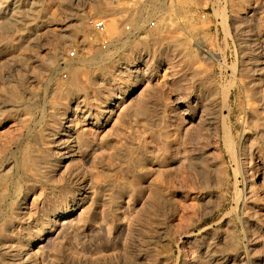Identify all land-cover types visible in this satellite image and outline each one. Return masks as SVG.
Listing matches in <instances>:
<instances>
[{
	"label": "rangeland",
	"instance_id": "obj_1",
	"mask_svg": "<svg viewBox=\"0 0 264 264\" xmlns=\"http://www.w3.org/2000/svg\"><path fill=\"white\" fill-rule=\"evenodd\" d=\"M175 1L0 0V264H264V0Z\"/></svg>",
	"mask_w": 264,
	"mask_h": 264
},
{
	"label": "built area",
	"instance_id": "obj_2",
	"mask_svg": "<svg viewBox=\"0 0 264 264\" xmlns=\"http://www.w3.org/2000/svg\"><path fill=\"white\" fill-rule=\"evenodd\" d=\"M111 3H118L120 0H109ZM116 1V2H115ZM174 0H168L169 4ZM151 2V0H124V10L131 13V12H136L137 10L142 9L144 5H147ZM150 14V13H147ZM204 18V16H203ZM159 19L156 16H153L148 22H147V27L149 29H154L157 26ZM89 24L91 28L94 31V36L96 37V40H98L99 47L101 48L102 51H107L111 48L112 46V41L107 34V29H106V21L105 20H90ZM124 30V39H129L132 37L135 33L134 29L131 27V25L126 24L123 27ZM77 58V49H73L69 53V59H76Z\"/></svg>",
	"mask_w": 264,
	"mask_h": 264
},
{
	"label": "bare ground",
	"instance_id": "obj_3",
	"mask_svg": "<svg viewBox=\"0 0 264 264\" xmlns=\"http://www.w3.org/2000/svg\"><path fill=\"white\" fill-rule=\"evenodd\" d=\"M177 1V0H176ZM175 1V2H176ZM188 1V0H187ZM189 1H191V0H189ZM188 1V2H189ZM190 3H192V2H190ZM174 4V3H173ZM177 4V3H176ZM175 4V5H176ZM107 5V4H106ZM118 5V4H117ZM116 5V6H117ZM120 6V5H119ZM186 6V5H185ZM108 8V7H107ZM172 12V11H171ZM177 14V13H176ZM170 16V15H169ZM173 16V15H172ZM171 17V16H170ZM175 18H177V17H175ZM179 19V18H178ZM185 19V18H184ZM112 24V23H111ZM81 24H79L78 26H80ZM110 25V24H109ZM113 25V24H112ZM111 25V27H113ZM106 29H107V23H106ZM162 29V28H161ZM69 32V31H68ZM107 34H108V31H107ZM94 57H91V58H89L88 60H87V62H85L86 64L88 63V64H94V62L96 61H94V59H93ZM94 61V62H93ZM100 61V60H99ZM95 63H97V61L95 62ZM99 63V62H98ZM95 65V64H94ZM99 65V64H98ZM136 91V88L134 87V85H131L127 90H126V95H125V98H130L133 94H134V92ZM66 127V126H65ZM64 127V128H65ZM60 132V131H59ZM61 132H62V130H61ZM65 132V131H64ZM61 137V136H60ZM60 139V138H59ZM60 141V140H59ZM72 143V142H71ZM76 143V142H75ZM73 144V143H72ZM63 147H65V145L63 144ZM59 148H60V146H59ZM72 148V146H70L69 147V149H71ZM66 149V148H65ZM76 149V148H75ZM59 150V149H58ZM73 150L74 149H72V152H73ZM60 151V150H59ZM61 152V151H60ZM63 154V153H62ZM66 154V153H65ZM64 154V155H65ZM69 154V153H68ZM26 157H27V155H26ZM71 156H65L63 159H69ZM25 159V158H24ZM26 162V161H25ZM21 163V162H20ZM36 163V162H35ZM23 165V164H22ZM59 165V164H58ZM29 167V166H28ZM32 169V168H31ZM39 170H40V168H39ZM32 172H34V171H32ZM39 173V172H38ZM35 174V173H34ZM46 175V174H45ZM44 175V176H45ZM36 177V176H35ZM4 185V184H3ZM9 188V187H8ZM89 188H86L85 186H83V187H81L80 188V190L83 192V193H81V195L82 194H85L86 195V197H87V190H88ZM3 194V193H2ZM79 195V194H78ZM85 197V198H86ZM77 199V198H76ZM83 199H84V197H83ZM88 199V198H87ZM81 199L80 198H78V200L77 201H80ZM81 202V201H80ZM84 202H85V199H84ZM18 204V203H17ZM73 205H75V202H74V204ZM20 210L18 209V211H19V214H20V211H21V215H23V214H25L26 213V211L25 210H27V206H26V204H25V202H23V203H21V205H20ZM37 228V227H36ZM39 229H41V228H39ZM38 229V230H39ZM8 230V229H7ZM40 231H42V230H40ZM24 256V255H23ZM23 256L22 257H20V258H18V259H16V261H19V263L21 262V260H22V258H23Z\"/></svg>",
	"mask_w": 264,
	"mask_h": 264
}]
</instances>
